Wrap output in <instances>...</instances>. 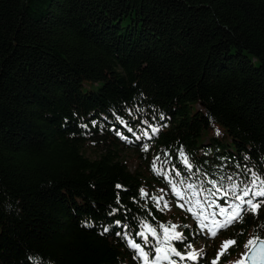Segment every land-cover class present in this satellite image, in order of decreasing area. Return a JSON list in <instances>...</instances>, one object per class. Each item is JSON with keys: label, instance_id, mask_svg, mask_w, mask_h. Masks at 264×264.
<instances>
[{"label": "trees", "instance_id": "1", "mask_svg": "<svg viewBox=\"0 0 264 264\" xmlns=\"http://www.w3.org/2000/svg\"><path fill=\"white\" fill-rule=\"evenodd\" d=\"M247 170L264 174V0H0V264H142L122 236L171 224L155 184L211 198Z\"/></svg>", "mask_w": 264, "mask_h": 264}, {"label": "snow or ice", "instance_id": "2", "mask_svg": "<svg viewBox=\"0 0 264 264\" xmlns=\"http://www.w3.org/2000/svg\"><path fill=\"white\" fill-rule=\"evenodd\" d=\"M129 131H132V129L129 128ZM157 131V128H152L153 133ZM216 134H220L219 129H216ZM117 135L121 136L122 139H127L120 132H117ZM144 135H147V132ZM137 139H140V137H137ZM142 150L147 151L148 145H144ZM178 155L184 166L188 170H191L193 165L182 148ZM157 160H159V157L153 159L152 169L157 175H160L161 173L157 170ZM247 171L251 172V170ZM226 179L229 182L227 188L223 186V181L217 182L216 180H210L209 183H211L212 188L207 189L208 196L211 197L207 206L212 208L215 205L218 208V212L206 214L204 205L199 200L195 201L193 207L186 209L198 220L200 229L207 230L212 237H215L222 229H226L237 222H243L245 213H250L255 217L259 215L261 208H264V174L251 172L246 180L240 181L239 183L235 181L233 176H228ZM168 182L178 202L187 199V194L184 189L179 188L171 180ZM218 183L219 186H217ZM116 187L121 188V185L118 184ZM193 187L194 185L192 184L187 185L188 189H192ZM141 193L145 194L143 189H141ZM198 194L194 193V195ZM154 199H156L158 207L164 201L163 197ZM217 199L221 203H217ZM188 202L191 203V201ZM163 206L168 207L166 202L163 203ZM178 206L183 208L184 204H178ZM197 207L200 209L199 211L194 210ZM217 216L221 217V219H217ZM177 227L176 224L165 225L163 223L158 224L157 227H153L151 224L141 222V230L135 232L134 236L140 237L143 244L137 242L132 235L122 236V239L125 240L127 247L135 252L133 259L141 261L142 264H160L161 261H167L168 264H177L174 259H171L173 255L180 257L181 260L185 259V255H182L181 251L173 243L174 241L184 240V235L176 231ZM261 227H264V225H261ZM105 231L107 232L108 229H105ZM117 235L119 236L120 233H117ZM153 240H155L154 247L152 246ZM237 244L238 241L236 239L222 241L220 250L211 260L210 264H218L220 259L228 254L229 249ZM187 247L191 248L192 245L189 244ZM244 248L245 251L240 254V259L233 261L232 264H264V235L255 233L245 242ZM186 258L191 261H196L198 255L196 252L189 251L186 253Z\"/></svg>", "mask_w": 264, "mask_h": 264}, {"label": "rangeland", "instance_id": "3", "mask_svg": "<svg viewBox=\"0 0 264 264\" xmlns=\"http://www.w3.org/2000/svg\"><path fill=\"white\" fill-rule=\"evenodd\" d=\"M84 154L92 158L96 156L97 151L95 148L86 146L84 147ZM122 157L129 161V167L130 169H132L135 165L133 152H131L128 149L122 150ZM141 170L143 172V175L147 179L151 180L150 177L152 176L143 163L141 166ZM154 188L158 196L164 198L163 203L164 202L167 203L168 207L165 208L169 213V221L171 222V224H176L178 226L176 231L182 233L179 226L184 224L188 229L191 230L192 234L194 235L193 240L190 242L187 240V238L189 237L184 236L185 241L183 242V244L185 246L189 244L192 245L191 248H188L187 252L189 251L196 252L198 257H204L205 260H212L216 256L217 252L220 250L221 242L226 239H232L228 237L229 234L227 232V228L220 230L215 237H212L207 232V230L200 229L198 220L193 217L191 212L186 210L189 207H193L195 205V201L199 200L203 203L204 211L206 214H210L212 212H218V208L215 205L212 208H209L207 206V203L211 198H207L200 193L198 195H194V193H198L197 190H195L194 188L188 189L187 185L182 184L181 187L179 188L185 190L187 194V199L178 202L177 198L173 195L169 182L168 183L162 182L160 184H155ZM188 201H191V203H189ZM217 203H221V201L217 199ZM178 204H184V207L182 208L178 206ZM194 210L199 211L200 209L197 207ZM216 218L221 219V217L219 216H217ZM249 238L250 235H246L243 238V241L236 245L235 252L229 257L227 264H232L233 261L240 259V254L245 251L244 244ZM201 252L203 253L202 255ZM186 253L182 254L185 255V259L183 260H181L180 257H176V256L171 257V259H174L177 262V264H191V262H195L188 260L186 258ZM160 264H168V262L161 261Z\"/></svg>", "mask_w": 264, "mask_h": 264}]
</instances>
